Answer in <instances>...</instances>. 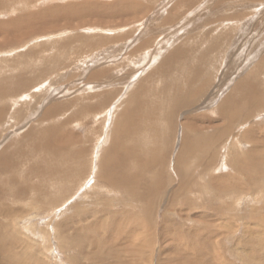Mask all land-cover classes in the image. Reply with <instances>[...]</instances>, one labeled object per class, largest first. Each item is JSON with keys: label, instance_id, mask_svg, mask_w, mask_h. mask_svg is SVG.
<instances>
[{"label": "rangeland", "instance_id": "374dc122", "mask_svg": "<svg viewBox=\"0 0 264 264\" xmlns=\"http://www.w3.org/2000/svg\"><path fill=\"white\" fill-rule=\"evenodd\" d=\"M178 48L202 64L190 105L125 138L127 97L166 85ZM262 58L264 0L1 1L0 264H264V105L230 125L215 112ZM47 127L54 154L23 155ZM184 131L201 143L175 170ZM117 141L132 148L124 187L102 168Z\"/></svg>", "mask_w": 264, "mask_h": 264}, {"label": "bare ground", "instance_id": "6f19581e", "mask_svg": "<svg viewBox=\"0 0 264 264\" xmlns=\"http://www.w3.org/2000/svg\"><path fill=\"white\" fill-rule=\"evenodd\" d=\"M1 1H5V0H0V2ZM211 36H212V34H211ZM216 36H218V35H216ZM191 41H195V40H191ZM221 41H222V39H221ZM209 44H211V42ZM195 46L196 45H194V48H195ZM206 46H208V45H206ZM181 47H183V46H181ZM208 47H210L209 50H211L210 53H212L213 52V46L212 47L208 46ZM209 50H208V52H209ZM188 52L189 51H187L185 49H182V48L174 49V52L172 54L169 53V55L166 57V59L163 60L165 65L163 66L162 71H166L164 73V76L167 79L165 81L168 82V83L166 82V85H163V86L161 85L162 87L158 88V86L157 87H154L153 85L151 86L150 83L152 81H150L149 84L146 82L148 84V87H147V84L146 85L144 84L145 86H143V84L142 85H138L135 88V90L132 91L129 94V96L126 99L127 104L123 108V111L121 113V118L119 119L118 124H116L117 126L119 125L118 126V130H119V132L121 134H124L125 138H128V137L137 138L138 134L145 128V124L147 123V121H149V122L152 121L154 116L156 118H160V117L166 118L168 116L167 117L168 118L167 121L169 122V125L171 127L175 126L174 125L175 121H172L173 116L177 115V111L179 110L180 107H187L188 105H190L189 101L192 99V95L196 94L195 93L196 90H193V89H195V86H197L195 84L199 83V82L196 83V81L200 80V76H201L200 74L201 73L199 71L202 72V69L200 68L202 66V64L200 62H198V63L201 64L200 67H198V66L194 67L195 65H197V63H196V64H193L194 66L192 68V66H191L192 63L191 62H194L195 60L193 61L192 60L193 58L192 59L190 58V55L187 54ZM198 52H199V50H198ZM205 53L206 52L204 51L201 54V61L202 60L204 61V57H205V55H207ZM195 55H196V52H195ZM212 55H213V53H212ZM208 58L210 59L211 57H208ZM209 59H208V61H210ZM262 59L258 63V65L255 67V69L253 68L254 69L253 71H250L249 73L247 72V74H245V75H247L246 79L244 77L242 80H239L236 83V85L233 88L235 94H232L231 96L225 98L220 103V105L218 104L219 107L215 110V112H217V114L220 116V118H223L226 122L228 121L229 125L232 122L234 124L235 123L234 121L236 119H241V122L247 120V118H249L251 115L254 114V109H258V108H260V107H262L264 105V100H263V98H264V88L259 90V88L256 87V85L258 86L261 83L264 84V82H262V80L258 79L260 77L259 75H262V76L264 75V58H262ZM176 60L177 61L180 60L181 63H177ZM198 61H200V60H198ZM205 63H206V61H205ZM207 64H208V62H207ZM203 65H205V64H203ZM205 66L208 67L209 65H205ZM184 67H185V70L183 71ZM202 68L205 69V67H202ZM173 71H175V72L179 71V73L181 71L182 75L180 77H176V78L174 77L175 76L174 75L173 76L174 78H173L171 76V72H173ZM254 71H255V73H254ZM179 73H176V76ZM161 74L163 75V73H161ZM157 76H159V75H157ZM157 78H160V77H157ZM181 78H182V80L180 82L179 80ZM174 79L175 80L179 79L178 81L180 83L179 82L176 83V81L174 82ZM255 79H256V81H255ZM160 80H161V78H160ZM141 83H143V82H141ZM0 89H1L0 90V96H4V94L6 93L5 88H0ZM198 92H200V91L198 90L197 93ZM150 95H152L151 98L149 97ZM146 96H148L151 99L150 102H148L145 99ZM148 97H146V98H148ZM263 108H264V106H263ZM164 114H165V116H164ZM123 119H124V121H123ZM185 125L190 127V128H195V126H194L195 124H193L189 120H187ZM147 128L148 127H146V129ZM45 129H46V131H42L41 130L42 132H40V133H37L36 131H34V132H27L26 134H24L25 137H28L27 138L28 140L26 141V144H24V146L27 147L30 150H28L26 148L27 152L26 153L24 152L23 155H25V156H33V155H35L36 153H39V152L40 153L41 152L45 153L46 155L54 154V151L57 148V147H55V145L57 146V144H58V143L54 144L56 142L55 141L56 139H55L54 136L56 134V130L57 129L53 128V127H47ZM225 129H228V125L225 126V128H223V130H225ZM153 132H154V130L151 129V133H153ZM208 132L210 133V131H208ZM213 132L214 131H211V135H213ZM115 134L116 133H114V135ZM41 135H44V139L43 140H41V138H40ZM121 141H122V139H121ZM197 142H198V144L201 143L200 137L198 135L193 136L192 133H189L187 131H184L183 134L181 132V141H180L181 144H180V147L178 149L177 158L174 161L175 163H177V164H175V170H177L179 162L182 163L184 158L187 157V155L188 156H190V155L192 156V149L197 144ZM17 147L18 146H16V148ZM61 148L62 147H59V149H61ZM131 152H132V148L124 146L122 144V142L119 144V142L117 141V143L116 142L113 143V147H111L110 150H108V152L102 157V168H103V170H105V168L108 169V167L110 168V170L113 168V170L111 171L112 172L111 174H113V175H111V178L113 179V181H115L117 179V181H115L117 183L112 181L111 184L117 185V186H120V187H124V183H123V180H122L123 171H121V168L123 167V165H127L128 166L129 163H132L130 158H129V154ZM110 154L114 155L115 161H111L109 163V166H107L106 163H107V161L109 159L108 156H110ZM56 157H57V155H56ZM64 157H66V156H63V159H65ZM39 158H40V156H39ZM42 158H45V157H42ZM131 158L132 159L134 158L136 160L137 156H132ZM194 158H195V156H194ZM28 160L29 159L26 158L27 162L31 161L33 163L32 166H31V168L33 169L32 171L36 170L37 173H39L40 167H42L43 170L45 169V167H43V164L42 165L40 164L39 168H37V166H35L36 165L35 163L37 161H39V160H37V159L36 160L32 159V160H29V161ZM199 161L200 160H197V158H196L195 162H198V163H196V165H198L201 162V161L200 162ZM46 162L49 163L50 167H52L53 163H50L48 160H46ZM0 164H2V163H0ZM201 164L202 163H200L199 165H201ZM202 165L206 166L205 164H202ZM58 168H59V166H58ZM29 170H31V169H29ZM54 170H55V173L59 172L57 170V167H55ZM48 171H51V170L48 169ZM52 172H53V169H52ZM116 174H117V176H116ZM119 174L122 175L120 178H118ZM99 176H100V178H101V180L103 182H105V180L110 178L109 177L110 176L109 173H106V171H105V174L104 173H102V174L99 173ZM130 188H132V187H130ZM142 191L144 192L145 196L149 195V193L146 191V187H144V189H142ZM142 193L140 192V193H138V195H141ZM133 197H134V195H133ZM135 198L137 200L136 196H135ZM139 200H141L140 197H139ZM146 206L147 205H145V208H146ZM71 245L72 246L73 245L81 246L78 243H74V242H72Z\"/></svg>", "mask_w": 264, "mask_h": 264}]
</instances>
